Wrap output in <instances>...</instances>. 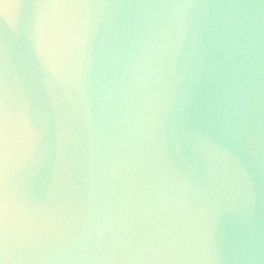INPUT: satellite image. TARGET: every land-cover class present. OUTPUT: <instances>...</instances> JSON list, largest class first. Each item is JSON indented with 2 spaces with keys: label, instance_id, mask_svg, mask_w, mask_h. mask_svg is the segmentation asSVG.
Returning <instances> with one entry per match:
<instances>
[{
  "label": "clouds",
  "instance_id": "clouds-1",
  "mask_svg": "<svg viewBox=\"0 0 264 264\" xmlns=\"http://www.w3.org/2000/svg\"><path fill=\"white\" fill-rule=\"evenodd\" d=\"M217 7L45 0L0 42V264H264L246 81L219 126L179 102L212 17L250 71L264 0Z\"/></svg>",
  "mask_w": 264,
  "mask_h": 264
},
{
  "label": "water",
  "instance_id": "water-1",
  "mask_svg": "<svg viewBox=\"0 0 264 264\" xmlns=\"http://www.w3.org/2000/svg\"><path fill=\"white\" fill-rule=\"evenodd\" d=\"M45 0H0V42L7 39L14 44L19 59L28 57L29 33L35 22L36 6ZM126 6L127 19L138 11V5L158 3L161 0H107ZM218 6L240 0H200ZM259 3L260 0H253ZM109 44L98 46L107 51ZM245 84V101L249 105L251 132L255 140L254 153L242 158L249 166L256 192V215L264 219V19H258L256 40L250 71L243 73L231 58L224 37L223 22L212 17L203 29L198 59L191 63L178 86L179 102L186 109L189 119L197 124L219 126L224 123L233 99L238 80Z\"/></svg>",
  "mask_w": 264,
  "mask_h": 264
}]
</instances>
